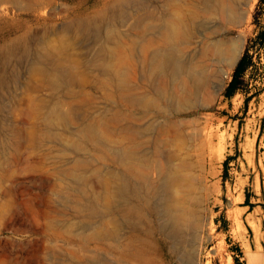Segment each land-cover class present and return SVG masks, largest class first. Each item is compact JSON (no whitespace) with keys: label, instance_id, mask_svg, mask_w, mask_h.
<instances>
[{"label":"rangeland","instance_id":"1","mask_svg":"<svg viewBox=\"0 0 264 264\" xmlns=\"http://www.w3.org/2000/svg\"><path fill=\"white\" fill-rule=\"evenodd\" d=\"M118 1L119 15L105 18L98 34L64 31ZM168 1L0 0V46L34 50L41 39L66 38L63 64L75 65L87 79L70 94L56 92L39 75L28 79L26 64L34 58L32 51L15 63L0 50V264H193L186 260L197 248V264H264V0L228 1L243 13L239 23L191 7L203 6L197 0H173L183 13L192 10L195 17L191 43L180 46L179 55L186 59L194 54L196 65L206 67L211 76L200 92L202 106L192 95L194 104L190 101L182 117L207 123L214 142L210 151L190 149L188 155L198 177L193 197L199 224L177 229L170 238L159 231L162 221L152 208L158 193L151 187L159 184L158 165L163 161L157 149L167 152L172 147L156 144L152 133L134 134L133 129L141 130L154 118H139L136 107L122 95L125 88L132 94L151 92L141 72L139 48L156 40L149 27L160 23ZM214 39L229 47L242 43L231 68L214 56ZM246 47L249 65L238 88L226 97L224 90ZM119 63L124 66L117 79L110 70ZM121 75L127 87L119 85ZM55 101L72 116L69 130L81 124L93 127L76 154L82 166H74L75 155L65 153L61 142L44 131L45 115L37 107ZM125 126L138 144L136 152H145L142 162H132L141 175L129 173L116 153L124 144ZM56 130L62 132L60 126ZM73 168L85 193L100 197L103 180L118 173L122 178L126 174L150 198L131 193L127 200L117 198L102 217L91 219L67 200V187L76 181L67 177Z\"/></svg>","mask_w":264,"mask_h":264},{"label":"bare ground","instance_id":"2","mask_svg":"<svg viewBox=\"0 0 264 264\" xmlns=\"http://www.w3.org/2000/svg\"><path fill=\"white\" fill-rule=\"evenodd\" d=\"M228 1L230 0H197V2L203 4V6L191 7L198 8V11L200 9L205 13L214 12L219 14V17L220 15L222 17L224 16L228 23H239L243 19V13L233 8L231 3L229 6ZM167 5L168 6H163L160 23L149 27L151 29L150 32L156 36L157 41L149 40L148 43L141 44L139 48L141 54H143V59H141L143 69H141V72L144 78L151 84V92L132 94L128 88H125V90L122 89V95L129 104L136 107L139 118L148 115L154 118V120L152 119L153 122L151 121L149 124H144L147 126H144L142 129L138 127L141 130L136 129V131H134L135 129L132 128V131L135 132L134 134L138 137H144L146 134L152 133L156 144H162V147L163 145L172 147V150L169 149L167 152L163 149L155 150L156 153H158V157L163 161L159 160L158 165L159 184H152L151 187H154L153 189H156V193H158L157 197L152 200V208L159 216V221H162V223L158 224L159 231L170 238L177 229L183 227H196L199 224V218L196 217L194 207L197 199L194 198L195 196L193 194L196 186L195 180L198 179V177L197 174L192 171L194 166L191 161L192 159L190 160L191 157L189 158L188 155L190 149L200 153L204 147H207V150L210 151L214 142V134H212L210 130L208 131L209 127H207V123L204 121L197 118L193 119V121H191V118V120L184 121L185 119L182 117V114L189 108L190 101H192L191 96L193 95L195 97V102L199 101L200 92L205 88L211 76H209L206 67L196 65L192 58L194 54L192 57H185L186 59H182L183 55L182 57L180 56L181 54L179 55L180 46L191 43L192 30L190 25L193 22L192 19L195 18L194 12L190 9L191 11L188 14L183 13L181 10L182 6H174L173 0H169ZM120 6H122V2L118 1L109 10L98 14H92L90 17H85L71 25L70 28H65L66 30L64 31H66V33L73 31L75 34L84 36L91 35L92 33L98 34L105 18L107 19V17H116L119 15L121 10ZM150 17L155 19L154 15ZM142 23L143 20L140 21V24ZM11 40H13V38H10L8 42ZM157 43H160V46L154 47ZM211 44L215 47L214 56L216 59H219L220 62L221 60L227 62V65L231 68L239 56L242 43H235L234 45H232V43V46L229 47V44L227 45L226 42L214 39ZM68 45L69 42L66 38L59 39L56 42H52L48 39H41L34 50H30L29 47L24 45L9 47L8 43H3L0 46V50H2L4 54H10L15 63H22L20 59L26 58L32 51L34 58L26 64L28 79L31 80L39 75L48 88L56 92L64 91L70 94L74 91L73 88L75 86H82L87 82V79L83 75V72H81L82 70H79L75 65L63 64V55L67 51ZM15 52H17V54ZM20 52H22L21 55H19ZM121 60H123V58ZM203 60L205 61V59ZM123 63H119V65L115 66L113 65V68L110 70V74H112L113 77H117L118 74L120 75L118 69L124 66ZM157 80L161 81V85L155 84ZM119 81V85L121 84V86L128 84V80H126L123 75H121ZM125 87H127V85ZM201 100L198 104L202 106L204 102ZM61 107V101H55L50 106H46L45 103H42L38 105L37 111L45 115L43 117L45 133L47 132V135L52 139L60 141L65 153H72L75 155L74 166H82V157H76V154L84 148L85 142H87L86 140L88 139L86 132L93 131V127H91V125L87 126L81 124L75 130H69L68 127L72 122V116ZM136 117H138V115ZM131 119L133 118L131 117ZM208 124L210 125V123ZM58 126L61 127L62 132L57 130L54 131ZM130 129L128 126L123 127L121 142L124 141V144L116 150V153L124 163H127V166L124 167L128 168L129 173L141 175V172L133 165V161L137 160L142 162L145 152H136L135 147H137L138 144L134 139L135 137L133 138L127 134L130 133ZM189 129L192 131H190V134L188 133ZM215 134L217 133L215 132ZM220 142L217 141L218 144H220ZM138 149L137 147V150ZM73 170L74 168L72 171L70 170L67 172V177L70 176V179L76 180L67 187L66 197L69 198L67 200L74 203L78 210H85L87 217L91 219L97 216L102 217L117 198L127 200L128 195L131 193L137 195L141 194L140 187L128 181L125 176L126 174L123 175L122 178V176H118V173H111L103 180V194L100 197L98 194L85 193L82 189V184L78 181V173L76 176ZM126 172L128 173V171ZM73 193L75 195H73ZM141 195L145 198H150L146 195ZM96 231L100 232V229ZM199 237L201 239L202 235ZM198 255L199 248L195 249L186 261L197 264Z\"/></svg>","mask_w":264,"mask_h":264},{"label":"trees","instance_id":"3","mask_svg":"<svg viewBox=\"0 0 264 264\" xmlns=\"http://www.w3.org/2000/svg\"><path fill=\"white\" fill-rule=\"evenodd\" d=\"M257 37L261 38L262 32H260ZM248 65H249V56L247 54V47H246L234 66V69L231 74V79L224 90V96L226 97L231 96L234 93V91L238 88V84L240 83V78Z\"/></svg>","mask_w":264,"mask_h":264}]
</instances>
